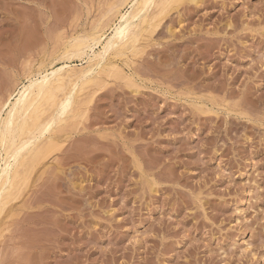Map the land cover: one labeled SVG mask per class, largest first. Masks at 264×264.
I'll list each match as a JSON object with an SVG mask.
<instances>
[{
  "label": "rangeland",
  "instance_id": "rangeland-1",
  "mask_svg": "<svg viewBox=\"0 0 264 264\" xmlns=\"http://www.w3.org/2000/svg\"><path fill=\"white\" fill-rule=\"evenodd\" d=\"M125 5L0 0V106L37 70L87 66L64 50ZM150 16L28 154L0 264H264V0H156Z\"/></svg>",
  "mask_w": 264,
  "mask_h": 264
},
{
  "label": "bare ground",
  "instance_id": "bare-ground-1",
  "mask_svg": "<svg viewBox=\"0 0 264 264\" xmlns=\"http://www.w3.org/2000/svg\"><path fill=\"white\" fill-rule=\"evenodd\" d=\"M125 1L127 5H125L126 10L124 12H122V9L119 10L120 7H111L112 9L115 8L119 10L117 11V17H119V19H117L118 21L116 23H112L110 28L111 31L108 35L103 36L104 30L102 29L92 30L90 32L85 31V35H76L73 39L71 38L72 40L70 43L68 42L69 45L64 50V55L62 54L66 58V61L67 57L71 58V56H78L77 58H79L86 56V61L88 62L87 66L75 69L70 64L64 62L63 65H59V67L56 68L36 69L38 72H36V77L34 75L33 78H29L27 83H23L9 98L7 97L8 99L5 103L1 104L0 215L15 194L20 178V169L27 164L28 154L45 138L46 133L52 132L54 129L53 126L62 120L64 114L70 109L73 100L72 92L76 88L78 90L79 85H84L91 81V76L94 72L103 70V64L109 62H107V60H109L107 57L110 53L115 54L125 49L129 44H136L139 27L149 24L151 19L150 9L154 6L156 0ZM85 32L82 33L84 34ZM96 48L98 49L96 50ZM57 55L58 54L54 57L57 58ZM60 59L61 54L59 60ZM38 66H36V68ZM67 84L71 89V91L69 90L70 92L68 91L69 95L57 103V108L51 106L55 102H53L54 99L57 98L59 101V98L56 97L57 93H55V89L59 90ZM53 89L55 95L53 94L51 96L50 93ZM49 95L50 97L48 100L46 99V102L50 100L49 103H51L52 97L55 96L52 100V104H50L51 107H55V110L49 112L46 120L42 122L39 119L40 115H44L50 110L44 111L43 113L42 109L45 107H42L43 105L41 106V104L44 103V96L48 97ZM41 99H44L43 102H40V104H38L39 106H37V103ZM39 107H42V109ZM3 110H5L4 115H2ZM53 145V139L49 137V142L44 149L49 150L53 148Z\"/></svg>",
  "mask_w": 264,
  "mask_h": 264
}]
</instances>
